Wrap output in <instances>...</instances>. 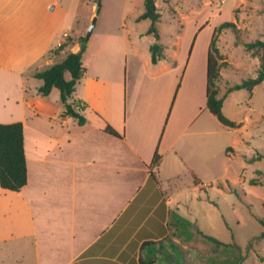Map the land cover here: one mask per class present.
<instances>
[{
    "label": "crops",
    "instance_id": "0c3cea01",
    "mask_svg": "<svg viewBox=\"0 0 264 264\" xmlns=\"http://www.w3.org/2000/svg\"><path fill=\"white\" fill-rule=\"evenodd\" d=\"M67 19L62 0H0V124L22 123L27 166L19 192L0 189V243L16 242L15 264H139L141 245L164 239L170 210H179L161 179L197 176L199 151L205 169L214 162L208 48L197 81L204 105L183 115L178 77H192L194 54L182 75L177 54L142 64L126 30L101 31L86 42L85 72L69 100L80 125L63 115L59 91L40 95L42 82L30 74L63 60L66 47L52 51L67 37L80 48Z\"/></svg>",
    "mask_w": 264,
    "mask_h": 264
},
{
    "label": "rangeland",
    "instance_id": "374dc122",
    "mask_svg": "<svg viewBox=\"0 0 264 264\" xmlns=\"http://www.w3.org/2000/svg\"><path fill=\"white\" fill-rule=\"evenodd\" d=\"M62 2L68 11L66 29L72 33L79 30L78 36L73 35L75 40L86 36L95 19L90 41L95 42L101 31L119 27L130 35L142 64L151 57L149 47L155 38L146 35L150 22L135 20L144 10V0H100V7L98 0ZM155 5L160 14L157 30L159 43L165 47L163 57L168 59L177 54L176 64L182 65L183 75L189 55L194 54L192 77H185L183 82L182 76L178 77L181 86L177 103L183 115L193 108L196 114L204 105L202 91L199 93L197 87L198 74L201 73V83L207 48L214 30L220 25L228 23L233 27L220 29L215 38L219 96L229 87L256 76L259 58L253 51H247L245 44L264 40V0H155ZM79 49L77 42L69 44L64 52L76 53ZM66 79H70L69 74ZM222 111L239 126L224 128L205 111L211 118L208 121L213 120L215 124L211 146L213 165L205 169L199 151V159L192 156L191 161L197 176L194 172L183 171L176 178L161 179V182L167 195L175 198L174 206L179 214L204 235L236 243L242 254L247 255L244 264H264V238L256 240L247 251L249 242L264 232V82L255 86L251 93L244 89L229 93ZM15 246L12 240L0 243V264L18 262L21 251ZM183 248L186 250L184 264H198L197 256L212 255L211 244L197 234ZM26 252L30 253V249ZM20 263L33 264L31 261Z\"/></svg>",
    "mask_w": 264,
    "mask_h": 264
},
{
    "label": "trees",
    "instance_id": "16d2710c",
    "mask_svg": "<svg viewBox=\"0 0 264 264\" xmlns=\"http://www.w3.org/2000/svg\"><path fill=\"white\" fill-rule=\"evenodd\" d=\"M144 10L137 17L136 21L148 20L150 26L146 35H152L155 42L150 45L151 63L156 64L163 58L164 46L159 43V33L157 24L160 20V14L157 12L155 0H144ZM233 27L232 24L224 23L216 28L211 36L208 47L207 67H206V109L211 113L220 125L224 128L234 129L239 125L227 118L222 111L223 102L227 95L233 91L247 90L252 92L255 86L264 82V40H256L245 44L247 51H253L259 58V66L254 78H248L229 87L223 96H219L217 88L219 74V65L217 62V49L215 48L216 34L220 29ZM72 42L69 36L66 41L52 52L57 55L67 45ZM85 36L79 38L80 49L76 53H68L63 60L50 65L41 70L33 69L30 74L42 82L38 93L42 96L50 94L53 88L60 93V100L63 105V115L70 116L83 125L85 119L75 110V105L69 103L75 86L85 72L82 63V55L86 49ZM69 74L70 79H66ZM80 109H83L80 106ZM105 132L117 136L110 127L105 128ZM229 150V149H228ZM160 156L157 152L154 154L152 165H158ZM152 179L155 175L151 173ZM27 183V166L24 154V138L22 123L0 124V189L19 192ZM168 235L159 241L145 242L140 247L139 264H184L185 249L183 245L189 243L195 236L199 235L204 241L211 244V256H197L198 264H244L247 257L242 254L240 247L236 243H225L218 239L204 235L191 221L182 217L176 209L170 210L167 220ZM264 238V232L257 238L252 239L247 251L251 249L252 244ZM178 241V243L175 242Z\"/></svg>",
    "mask_w": 264,
    "mask_h": 264
},
{
    "label": "water",
    "instance_id": "95a60500",
    "mask_svg": "<svg viewBox=\"0 0 264 264\" xmlns=\"http://www.w3.org/2000/svg\"><path fill=\"white\" fill-rule=\"evenodd\" d=\"M98 7H100V0H98ZM95 24H96V20L94 19V20L92 21V23H91V26L88 28V31H87V33H86V36H85V39H86V40H88L89 37L91 36L92 30H93Z\"/></svg>",
    "mask_w": 264,
    "mask_h": 264
},
{
    "label": "built area",
    "instance_id": "2783aa9c",
    "mask_svg": "<svg viewBox=\"0 0 264 264\" xmlns=\"http://www.w3.org/2000/svg\"><path fill=\"white\" fill-rule=\"evenodd\" d=\"M59 46H61V44H59ZM80 108V106H78Z\"/></svg>",
    "mask_w": 264,
    "mask_h": 264
}]
</instances>
